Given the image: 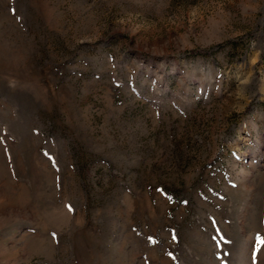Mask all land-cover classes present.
I'll use <instances>...</instances> for the list:
<instances>
[{
	"label": "rangeland",
	"instance_id": "obj_1",
	"mask_svg": "<svg viewBox=\"0 0 264 264\" xmlns=\"http://www.w3.org/2000/svg\"><path fill=\"white\" fill-rule=\"evenodd\" d=\"M0 264H264V0H0Z\"/></svg>",
	"mask_w": 264,
	"mask_h": 264
}]
</instances>
